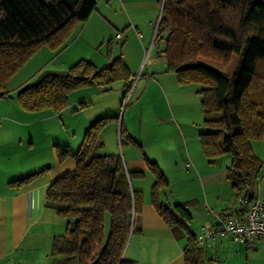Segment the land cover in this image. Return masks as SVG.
<instances>
[{
    "label": "trees",
    "instance_id": "trees-1",
    "mask_svg": "<svg viewBox=\"0 0 264 264\" xmlns=\"http://www.w3.org/2000/svg\"><path fill=\"white\" fill-rule=\"evenodd\" d=\"M157 2L162 8L155 40L163 41L158 54L178 84L201 86L197 95L203 124L213 131L199 134L200 148L208 159L230 155L226 179L237 200L262 167L251 141L264 137V0ZM95 8L94 0H0V98L7 97L9 79L34 53L61 48ZM231 55L239 58L231 75L204 61L226 62ZM131 80L120 57L101 69L82 59L64 73H42L17 91L16 101L27 112L59 113L68 107L72 92H105L116 81L127 89ZM113 120L117 122L114 117L92 122L76 152L54 145L57 162L71 160L75 168L46 192V206L69 219L64 233L52 240L48 264H133L123 252L140 214L142 195L131 189L130 181L143 174L127 173L118 154H100L102 130ZM125 140L135 142L120 126V146ZM145 161L155 179L151 198L157 214L168 226L183 227L158 199L169 186L167 179L155 163ZM44 171L11 184H28ZM174 210L190 219L185 204H176ZM183 259L184 264H205L203 248L195 245L190 232Z\"/></svg>",
    "mask_w": 264,
    "mask_h": 264
},
{
    "label": "crops",
    "instance_id": "crops-1",
    "mask_svg": "<svg viewBox=\"0 0 264 264\" xmlns=\"http://www.w3.org/2000/svg\"><path fill=\"white\" fill-rule=\"evenodd\" d=\"M114 5L118 6L117 10ZM160 16L161 5L157 0H110V4L103 7L102 11L96 3L89 18L74 30L73 33L80 27L76 38L73 41L69 38L61 48L52 53L55 58L65 56L64 64L68 67L84 59L91 61L95 67H98V63H105L102 68H106L113 59L120 57L132 78L142 58L143 44L156 42ZM117 34L121 35V40L115 38ZM138 34L142 36V43L137 40ZM108 38L107 61L96 62L93 56L83 58L92 45L101 44ZM113 41H122L117 52H114ZM82 44L86 52L80 50ZM130 46L135 49L134 54L139 55L136 65L128 53ZM158 53L156 51L148 58L144 70L140 72L135 86V89L139 87L134 107L138 108L142 99L148 98L146 109L149 114L156 115L157 126L154 124L146 128L141 120L138 135L145 128L148 133L146 138H142L126 125V133L135 142L125 140L119 153L127 173L143 174L142 179L130 181L131 189L141 193L142 204L140 214L134 220V230L129 235L123 258L133 264H184L183 249L187 242V232L196 236L202 227L214 226L219 220L225 219L235 209L236 192L224 173L222 184L225 191L216 196V203L208 195L205 183L208 182L211 167L206 165L202 152L198 151L199 135L182 132V128L188 124L196 123V120H192V114L200 108L197 95L199 88L192 84H178L175 76L166 71L165 61ZM46 72L66 71L56 69ZM27 84L29 82L14 91L17 93ZM116 90L122 91L121 87ZM105 92L96 90L86 96H100V112L97 115L95 113L93 118L84 119L77 130L72 127L71 122L63 121L62 131L66 137L57 139L44 124L54 121L56 116L62 121L68 107L59 113H50V110L27 112L18 105L8 106L5 101L0 105V264L49 263L52 240L64 233L69 219L57 216L55 209L46 206V192L53 181L75 168L74 161L57 162L54 145L66 146L76 152L84 132L92 122L113 117L110 114L112 102L105 97ZM152 100H158L159 103ZM134 109L132 115L135 113ZM68 116L70 117L65 116L66 119ZM200 116L202 118V114ZM170 128L175 135L173 141L166 135ZM118 131V122L105 126L101 133L104 145L100 154L117 155L116 149L107 148V138H114ZM146 159L155 163L167 179L169 186L159 192L158 199L183 227H170L157 214L151 198L155 179L147 168ZM43 170V174L28 184H11ZM256 177L257 181L252 184L250 193L264 201V163ZM176 204H185L190 215L188 221L175 212ZM203 251L205 264H264V242L261 240L240 244L227 236L219 238L214 245L203 248Z\"/></svg>",
    "mask_w": 264,
    "mask_h": 264
},
{
    "label": "rangeland",
    "instance_id": "rangeland-1",
    "mask_svg": "<svg viewBox=\"0 0 264 264\" xmlns=\"http://www.w3.org/2000/svg\"><path fill=\"white\" fill-rule=\"evenodd\" d=\"M96 3L99 4V8L102 11V8L105 7L106 5L110 4V0H94ZM114 8L117 10L118 6L114 5ZM95 26H93L94 28ZM92 28V29H93ZM80 27L76 30L75 33L70 37V41H73L76 38V35L79 31ZM137 36V35H136ZM141 37L137 36V40L139 42H143L141 40ZM108 39H104L103 43H97L96 45H92L91 49H88L87 52L82 44L80 50L83 52H86L84 54L85 57L83 58H90L93 56L95 58L96 62L100 61H107L106 60V49H107V41ZM69 40V39H68ZM122 41H113L114 44V52L118 51ZM80 43V42H79ZM138 47V46H137ZM79 48H73L75 50ZM163 48V41L157 39L155 43H151L150 45L143 44L142 48V54H141V61L138 65L137 71L134 73V76L131 78V82L129 83V87L127 89L124 88L123 82L121 81H116L114 82L108 90L105 92L107 93L105 97H108L110 101L112 102V109H111V116L114 118H117L118 122V127L120 129V126H130L134 133L137 136H141L142 138H146L148 133H147V127L154 125L157 126V118L156 115L149 114L147 109H146V102L148 101V98L144 97L142 99V103L138 108H135V101H136V96H137V89L138 87L135 86L138 82L140 72L144 70L145 65L147 64V60L150 56H153L156 51H160ZM72 49V50H73ZM71 50V51H72ZM70 52V51H69ZM128 53L130 56L133 58V64L136 65L138 63V56L135 55V49L130 46ZM55 54L52 53L51 50L49 49H41L37 51L36 53L33 54L32 57H30L25 64L17 71L14 73V75L9 79L7 83V90H8V97L5 98H0V105H2L5 101L8 106L11 105H18L16 101V88L19 86H22L23 84L27 82H35L38 80L39 76L46 72V71H51V70H68V66L64 64L65 62V56H59L55 58ZM67 61V60H66ZM207 64L217 68L218 70L231 75L232 72L235 70L236 65L238 64L239 58L235 55H231L230 58L226 61H212V60H204ZM98 69L102 68L105 66V63H98ZM61 72V71H60ZM201 89V86L199 84H192ZM117 87H121V92L117 91ZM96 91L95 88H88L87 89H81L77 90L75 92H72L69 97L68 101L70 102L68 105V110L66 115H70L68 119L64 116L63 120L56 116L54 121L52 122H46L44 125L47 126L48 131L52 134V136L57 139L62 137H66L65 133L62 131L64 128H62V122H71L72 127L76 128V130L79 128V124L84 120L89 118H93V116L98 114L97 112H100V101L98 99V96H93L91 98L86 97L90 92ZM5 99V100H4ZM153 102L155 101L156 103H159L158 100H152ZM198 102L200 105V98L198 97ZM83 105V106H81ZM18 107V106H16ZM67 109V108H66ZM134 109L135 113L132 115V110ZM162 112V110H161ZM50 113H55L50 110ZM71 113V114H69ZM74 115H73V114ZM75 113H77L75 115ZM143 114V116H142ZM202 114V112H201ZM200 114V108L197 109L195 114H192V120H196V123L193 125L188 124L187 127L182 128V132L184 134H195L197 133L198 135L200 133H208L212 132L213 129L209 127H205L203 124V117L201 118ZM187 118V117H186ZM143 121V125L145 128L142 133L138 135V130L140 128V121ZM114 122V120H113ZM111 122V123H113ZM39 129H41V125L39 126ZM166 135L173 141L174 139V131L170 128L168 129ZM51 137V136H50ZM49 137V140H50ZM199 137V136H198ZM199 143V139H198ZM107 148H112L113 150L116 149V153L119 155L121 146L119 142V131L117 133V136L114 138H107ZM174 148L175 151L177 152V148L175 147L174 143ZM199 152L201 151L200 144L198 148ZM251 149L252 153L260 159L262 163H264V137L261 139L253 140L251 141ZM202 152V151H201ZM204 156V155H203ZM204 159L206 161V165L208 167H211V169L208 171L210 173L208 177V182L205 183V186L207 187V193L209 196L214 198L212 200L213 203L215 202L216 196L217 195H222V193L225 191V187L222 184V181L224 180V173L227 174L228 168H230L231 164V157L229 154H223L218 157H214L211 159H208L204 156ZM207 171V170H206ZM226 176V175H225ZM226 183V182H225ZM254 185V180L253 183ZM225 194V193H224ZM181 217V216H180ZM182 218V217H181ZM183 219V218H182Z\"/></svg>",
    "mask_w": 264,
    "mask_h": 264
},
{
    "label": "built area",
    "instance_id": "built-area-1",
    "mask_svg": "<svg viewBox=\"0 0 264 264\" xmlns=\"http://www.w3.org/2000/svg\"><path fill=\"white\" fill-rule=\"evenodd\" d=\"M115 38L122 39L120 34ZM188 166L189 164L186 165ZM254 181H257V177ZM251 188V184H245V191L237 198L235 209L225 219L219 220L214 226L200 229L195 236L197 247H210L219 238L227 236L240 244H250L257 240L264 242V201L251 194Z\"/></svg>",
    "mask_w": 264,
    "mask_h": 264
},
{
    "label": "water",
    "instance_id": "water-1",
    "mask_svg": "<svg viewBox=\"0 0 264 264\" xmlns=\"http://www.w3.org/2000/svg\"><path fill=\"white\" fill-rule=\"evenodd\" d=\"M161 8H162V6H161Z\"/></svg>",
    "mask_w": 264,
    "mask_h": 264
}]
</instances>
